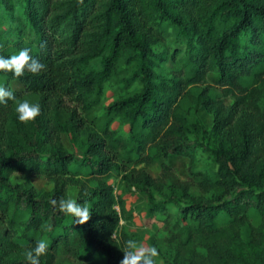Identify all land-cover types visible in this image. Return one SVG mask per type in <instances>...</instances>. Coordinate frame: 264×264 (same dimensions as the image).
<instances>
[{
	"label": "trees",
	"instance_id": "obj_1",
	"mask_svg": "<svg viewBox=\"0 0 264 264\" xmlns=\"http://www.w3.org/2000/svg\"><path fill=\"white\" fill-rule=\"evenodd\" d=\"M23 48L44 67L20 77L0 70L15 93L0 103V264H30L39 239L48 241L40 264H121L136 238L119 230L113 171L161 223L162 264H264V0H0V55ZM124 50L138 92L102 106L91 124L62 107L69 96L94 112ZM167 58L172 66L156 72ZM28 98L40 114L20 121L16 105ZM202 109L213 117L208 132ZM198 131L207 144L191 142ZM205 152L214 166L200 164ZM176 155L188 158L185 179L169 161ZM76 161L85 177L71 170ZM34 177L50 188L36 189ZM70 186L86 221L51 204L70 199Z\"/></svg>",
	"mask_w": 264,
	"mask_h": 264
},
{
	"label": "rangeland",
	"instance_id": "obj_2",
	"mask_svg": "<svg viewBox=\"0 0 264 264\" xmlns=\"http://www.w3.org/2000/svg\"><path fill=\"white\" fill-rule=\"evenodd\" d=\"M4 28L8 27L7 22L3 24ZM170 37V36H169ZM168 37V39H169ZM163 50V48H160ZM171 51V50H170ZM129 53L127 50L123 51V54L119 61L115 64L114 68L112 69L111 76L107 82H105L102 86V91L99 95V103L96 107V110L90 114H85L80 106L76 103V101L69 97L64 96L62 100V107L66 109L68 112L75 110L77 115L81 118H84L87 124H91L94 117L100 115V111L102 106L108 105L114 102L117 99L122 97H128L138 92L141 89V83L138 78L134 80H129L128 76L132 71V61L129 60ZM96 68H101L100 58L96 59L93 63ZM164 66H172L170 58L165 59L164 62L155 66V71L160 72L163 70ZM217 82V75L209 74L207 84L215 85ZM13 89L21 90V86L17 85L16 83L11 84ZM31 102V98H28ZM226 103H229V100H225ZM262 103L264 106V96L262 99ZM198 117L200 119V124L203 126L205 131H210L213 126V117L211 114L207 113L204 109L198 112ZM115 122L112 124L113 127L118 125L119 117H115ZM124 125V124H122ZM206 136H204L199 131L190 137L191 142L203 141L206 143ZM63 144L69 150L76 155L78 158L80 155V151L77 150L70 142V137L63 136L62 138ZM136 158V156H135ZM171 165L175 169L177 175L181 179L187 178L188 172V158L184 156H171L169 159ZM200 164L203 166H214V162L212 159L206 155V152L203 153L202 159ZM143 164L138 166L130 165L128 166L127 172L133 168H141ZM71 170L78 174L81 177H85L89 173V169L87 167H83L79 164L78 161L70 166ZM146 171L152 176L156 177L159 173V169L156 166H150L146 168ZM24 179L23 176L20 175H13L12 176V183H20ZM32 184L35 186L36 189H49L50 186L40 177H34L31 179ZM107 182L112 186L114 196L117 200V204L115 205V209L120 214V221H119V230L123 231L124 229L130 233L135 234L136 242L138 248H142L145 251L155 248L158 252V248L160 243L157 242L158 236H162V232L160 230L161 223L157 222L155 217L151 216L150 213V206L148 199L146 196L138 193L135 188L128 186V184L123 180V173L118 171H113L107 176ZM256 189H259L256 186ZM264 189V188H263ZM69 198L75 199L77 189L73 186L68 188ZM156 201L159 202L162 200L160 196L156 195ZM123 204V209H122ZM65 261V260H64ZM153 261L155 263L162 264L163 259L160 253H157L153 257ZM70 264L69 261L63 262V264Z\"/></svg>",
	"mask_w": 264,
	"mask_h": 264
},
{
	"label": "clouds",
	"instance_id": "obj_3",
	"mask_svg": "<svg viewBox=\"0 0 264 264\" xmlns=\"http://www.w3.org/2000/svg\"><path fill=\"white\" fill-rule=\"evenodd\" d=\"M44 67L43 63L35 56L31 55L30 49H20L11 56L0 55V70L11 71L13 75L20 77L25 69L32 73L39 72ZM15 93L12 89L0 84V103H7L8 98H14ZM17 119L20 121L34 120L41 111L39 103L30 102L27 99L21 100L15 108ZM51 204L59 210L72 214L79 222L89 218L90 210L87 206L79 203L76 199H57L53 198ZM48 241L39 239L34 246L27 250V259L30 264H40V257L46 252ZM157 255V250L153 247L147 251L138 248L137 242L128 240L126 250L121 260V264H154L153 257Z\"/></svg>",
	"mask_w": 264,
	"mask_h": 264
}]
</instances>
